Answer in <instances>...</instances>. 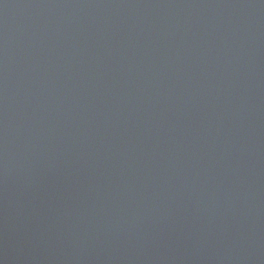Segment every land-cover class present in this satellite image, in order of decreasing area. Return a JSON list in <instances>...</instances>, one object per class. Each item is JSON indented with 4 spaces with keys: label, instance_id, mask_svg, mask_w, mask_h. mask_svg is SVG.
Returning a JSON list of instances; mask_svg holds the SVG:
<instances>
[{
    "label": "water",
    "instance_id": "water-1",
    "mask_svg": "<svg viewBox=\"0 0 264 264\" xmlns=\"http://www.w3.org/2000/svg\"><path fill=\"white\" fill-rule=\"evenodd\" d=\"M0 264H264V0H0Z\"/></svg>",
    "mask_w": 264,
    "mask_h": 264
}]
</instances>
